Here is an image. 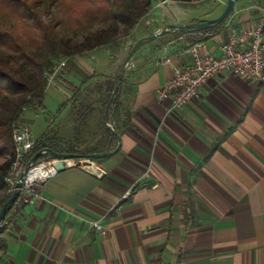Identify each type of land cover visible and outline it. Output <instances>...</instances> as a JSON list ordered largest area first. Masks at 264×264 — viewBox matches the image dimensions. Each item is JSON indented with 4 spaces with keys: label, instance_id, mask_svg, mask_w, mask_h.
I'll return each instance as SVG.
<instances>
[{
    "label": "crops",
    "instance_id": "1",
    "mask_svg": "<svg viewBox=\"0 0 264 264\" xmlns=\"http://www.w3.org/2000/svg\"><path fill=\"white\" fill-rule=\"evenodd\" d=\"M225 4L152 0L129 35L76 57L47 86L59 94L51 92L59 99L50 100L54 111L44 98L45 110L27 112L23 122L35 142L52 132L55 147L113 153L90 160L91 171L66 168L45 181L42 198L24 204L15 227L3 233L0 264H264V85L219 74L195 100L170 110L156 90L171 76L166 61L190 62L180 53L193 36L166 34L140 48L126 67L107 114L119 140L103 128L101 98L126 45L166 25L215 18ZM263 12L264 0H237L221 27L199 35L201 41L218 56L229 29ZM90 83L103 89L77 127L72 95ZM89 220H101L104 234Z\"/></svg>",
    "mask_w": 264,
    "mask_h": 264
},
{
    "label": "trees",
    "instance_id": "2",
    "mask_svg": "<svg viewBox=\"0 0 264 264\" xmlns=\"http://www.w3.org/2000/svg\"><path fill=\"white\" fill-rule=\"evenodd\" d=\"M151 3L152 0H0V210L11 197L5 179L14 159L13 127L24 122L27 112L45 110L47 77L54 66L63 59L68 65L76 57L109 47L126 37L148 13ZM223 23L192 34L191 42L203 41L206 38L199 35L216 32ZM116 83L115 79L105 86L100 103L102 113ZM76 92H73L74 98ZM73 100L74 122L78 127L91 113V102ZM50 133L35 142L27 163L43 149L85 156L105 152L79 150L73 145L55 147L50 143L53 138ZM58 139L65 141L62 137ZM110 147L109 143L106 150ZM47 157L42 155L36 162ZM23 206L19 196L6 209L0 225L1 254L6 251L2 235L9 226L15 227Z\"/></svg>",
    "mask_w": 264,
    "mask_h": 264
},
{
    "label": "built area",
    "instance_id": "3",
    "mask_svg": "<svg viewBox=\"0 0 264 264\" xmlns=\"http://www.w3.org/2000/svg\"><path fill=\"white\" fill-rule=\"evenodd\" d=\"M163 6L169 0H157ZM219 55L209 52L202 41H195L187 45L181 55L190 58L188 64L180 65L179 56L173 61H166L171 76L156 93L160 101L168 100L169 109L184 107L195 100L200 88L212 77L219 74H231L252 84L264 85V12L257 19L234 29H229L227 38L219 45ZM91 58V56H90ZM112 58V57H111ZM67 68V60L57 62L47 77V85L56 80L58 74ZM12 142L14 159L6 176L7 193L19 191L23 204L27 205L35 199H41L43 183L53 178L57 172V165L64 168L82 167L92 168L87 159L59 160L48 154L47 158L33 162L31 168L25 172L22 186L15 188V184L27 164V157L35 146V139L31 128L25 123L13 127ZM88 225L98 234L105 232L101 220H89Z\"/></svg>",
    "mask_w": 264,
    "mask_h": 264
},
{
    "label": "water",
    "instance_id": "4",
    "mask_svg": "<svg viewBox=\"0 0 264 264\" xmlns=\"http://www.w3.org/2000/svg\"><path fill=\"white\" fill-rule=\"evenodd\" d=\"M237 0H226L225 7L221 14L215 18L212 19H204L201 21H196V22H191L188 24H183V25H166L163 26L161 29L158 31L152 33L149 36H145L139 40H137L131 47L130 50L128 51L126 57L124 58L123 62L121 63L118 73L116 75V86L114 87L111 96L105 105L104 112H103V120H104V127L105 130L110 132L114 137H116L119 140L118 135L115 133L113 128L107 123V114H108V108L110 107L113 99L115 98L117 92L119 91L122 83V78L124 75V72L126 70V67L128 66L130 60L134 56V54L143 46L154 42L156 40H159L163 35L165 34H175V33H181V34H196L200 33L205 30L213 29L216 26L220 25L223 21H225L228 16L230 15L235 3ZM112 152H103V153H96V154H90V155H80V154H60L56 153L50 149H43L36 153L33 158L26 164L24 168V172H22L15 184V188L19 189L22 186V182L24 180V175L27 170H29L33 164L40 156L43 154H48L51 158L53 159H59V160H78V159H87V160H102L104 158H107L110 156ZM57 172H62L65 168L62 164H58L57 167ZM88 171H91V168H87ZM19 191L16 190L11 194V197L3 204L1 210H0V225L1 222L4 218L6 209L9 204L14 202L18 197H19Z\"/></svg>",
    "mask_w": 264,
    "mask_h": 264
},
{
    "label": "rangeland",
    "instance_id": "5",
    "mask_svg": "<svg viewBox=\"0 0 264 264\" xmlns=\"http://www.w3.org/2000/svg\"><path fill=\"white\" fill-rule=\"evenodd\" d=\"M192 1H194V2H196V1H199V0H192ZM94 30H97V29H94ZM163 38H168V35H163L162 36ZM113 46H115V45H113ZM125 46V45H124ZM132 46V44L131 45H128V47H127V45H126V47H125V49H124V54H125V56H124V58L126 57V55H127V53H128V51L130 50V47ZM90 66H93V62H89V61H87V60H85ZM91 84V85H90ZM89 85H87L85 88H83V89H79V90H77V92L75 93V97L76 98H74V95H72V98L73 99H75V100H78V101H80L81 103H86V102H91L92 100H95L96 98L95 97H97L96 95L97 94H99L100 92H101V90H102V88H100V87H98L99 86V84H94L93 85V83H90ZM49 91H46V95H45V104L47 105V109H49V111H54V109H55V106L56 105H52L51 103H50V100H52V97L53 98H55V100H57L58 98L56 97V96H58L59 94L56 92V89L55 88H50V89H48ZM54 94V95H56V96H54L52 93ZM58 94V95H57ZM73 99H71V102H73L74 103V100ZM53 101V100H52ZM58 101H59V99H58ZM57 102V101H56ZM72 103V104H73Z\"/></svg>",
    "mask_w": 264,
    "mask_h": 264
}]
</instances>
